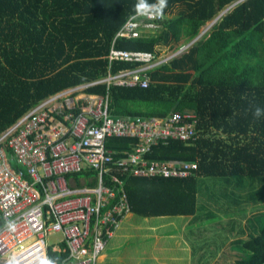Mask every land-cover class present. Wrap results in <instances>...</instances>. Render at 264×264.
I'll list each match as a JSON object with an SVG mask.
<instances>
[{"label": "trees", "instance_id": "trees-1", "mask_svg": "<svg viewBox=\"0 0 264 264\" xmlns=\"http://www.w3.org/2000/svg\"><path fill=\"white\" fill-rule=\"evenodd\" d=\"M232 1L168 0L159 31L125 39L116 35L132 15L135 0H0V133L59 92L138 66L109 64L112 48L157 53L192 42ZM147 75L146 88L97 83L83 89L88 95L108 96L116 116L163 118L174 112L197 116L196 142L159 143L145 155L148 161L195 163L189 177L120 176L131 214L142 218L196 214L199 220L203 178L223 179L227 185L234 181L245 190V203L254 201L264 209V118L254 120L246 112L250 103L264 107V0L236 5L189 52ZM135 143L113 138L109 148L119 159ZM258 221L256 234L240 244L245 256L234 264H264V223ZM60 249L49 248V257L63 261L67 257L63 243Z\"/></svg>", "mask_w": 264, "mask_h": 264}, {"label": "built area", "instance_id": "built-area-1", "mask_svg": "<svg viewBox=\"0 0 264 264\" xmlns=\"http://www.w3.org/2000/svg\"><path fill=\"white\" fill-rule=\"evenodd\" d=\"M244 1H232L202 27L195 40L163 53L112 48L109 64L123 61L138 66L59 92L0 133V264H8L12 253L19 254L20 264H33L41 253L49 256L47 238L55 233L63 236L60 248L63 243L67 252L63 264H98L115 231L131 213L120 176L186 178L192 174L195 163L148 161L145 155L159 143L196 142L200 132L194 113L174 112L163 118L116 116L110 111L108 96L88 95L83 89L97 83L146 88L150 69L189 52ZM161 21L128 20L116 38L153 34L160 30ZM113 138L135 139L136 143L115 159L109 148ZM91 172L92 176L78 181L68 179ZM10 223L14 231L9 230Z\"/></svg>", "mask_w": 264, "mask_h": 264}, {"label": "crops", "instance_id": "crops-1", "mask_svg": "<svg viewBox=\"0 0 264 264\" xmlns=\"http://www.w3.org/2000/svg\"><path fill=\"white\" fill-rule=\"evenodd\" d=\"M200 187L206 188L207 185L201 186L200 184ZM210 196L212 194L208 196L209 198L203 194L198 197L201 198V204L199 205L201 217L199 220L196 219V214L193 217L179 218H142L129 214L128 218L125 219L110 239L98 264H179V260L184 259H186L185 264H234L240 258L238 253L234 255L232 262H230L228 256L230 253L226 249L229 243H231L230 251L235 248L239 249L241 243L235 245L232 241H228V235L226 234L224 236L225 243L222 244L223 239L220 236L225 229H221V233L217 234L219 237L212 238L211 242L207 244V238L204 235L207 230L203 229L196 235L195 232L199 230L196 229L195 225H201L199 222L210 216L214 218L213 215L215 214L209 211L203 212L204 209L209 207L217 211L215 216H218V221L214 223L216 227L212 226V228H222V221L224 220L231 219L233 222L235 220L240 224L237 226L234 237L236 233L243 236L242 222L257 220L260 218L258 217L259 213L264 214V209H261L260 204L254 201L245 203L241 196L231 200V206L236 208L235 213L224 211L226 204L218 205ZM224 198H227V196L224 195ZM206 203L209 204L208 207L205 206ZM253 229H255V226L251 224L250 230ZM195 237L203 238L204 244L197 248L200 251L199 253L193 248ZM230 237L233 239V236L230 235ZM239 238L244 239V237ZM206 245L209 246L207 249ZM213 245L216 246V249L212 248ZM194 256H196V260H193ZM167 261L171 263H167Z\"/></svg>", "mask_w": 264, "mask_h": 264}, {"label": "rangeland", "instance_id": "rangeland-1", "mask_svg": "<svg viewBox=\"0 0 264 264\" xmlns=\"http://www.w3.org/2000/svg\"><path fill=\"white\" fill-rule=\"evenodd\" d=\"M159 50L161 51V53H163L167 49L161 48ZM163 55H165V53ZM80 178L84 179L85 177L81 176ZM200 184H201V186L204 184L207 185L206 188H204V187L201 188V190H202L201 194H203L206 197H208L210 194H212V196H210V197H213L212 198L213 201H216V203H218V205H222V203L226 204L224 206V211L227 210V211L234 212L236 210L235 207L231 206V200L232 199L234 200V199L242 196V200H244L243 197H244L245 190L240 189L239 187H236L234 181L230 185H227V184H225V181L223 179L203 178L200 181ZM224 195H226L227 198H224ZM198 204L199 205L201 204V198H198ZM205 206L208 207L209 204L206 203ZM206 211H209L212 214L217 215V211H214V210L210 209L209 207L204 209L203 212H206ZM200 212L201 211H199L198 215H200ZM215 215H213L214 218H211V216H210L207 219H202V222H199V223H201V225L200 224L195 225L196 229L199 230V231L195 232L196 235L200 231H203V229L207 230L204 233L205 237L207 238V244L209 242H211L212 238L219 237L217 234L221 233V229H225V231L222 230L224 232H222L221 236H220L223 239L221 241L222 244L225 243L224 236L227 234L228 235V241H232V243H235V245H237V243H239V242L243 243L246 240H248L252 235L256 234L257 230L261 226V222L258 221V219L257 220L253 219L254 221L251 220V221L242 222L241 225L244 228L243 229L244 235L240 236V234L236 233V236L234 237L235 231L237 230V226H239L240 222L235 221V220L233 222V220L227 219V220L222 221V228H218V229L212 228V226H214V223H216L218 221V218H217L218 216H215ZM260 218L262 220V223H264V216H261ZM230 220H231V223H230ZM251 224H253L255 226V229L250 230ZM214 227H216V226H214ZM230 235L233 236V239L230 237ZM239 237H244V239L242 240ZM62 238H63V236L59 233H55V234L48 236V238H47L48 246H50V248L53 250L59 249L60 248V242L62 241ZM229 239H231V240H229ZM203 244H204V242H203L202 237L201 238L200 237L194 238V247L193 248L196 250L197 253L200 252L199 250H197L198 246H201ZM232 245H234V244H232ZM207 247H209V246L206 245V249H207ZM212 248L216 249V246L213 245ZM229 249H231V243H229V245L227 246V249H226V251H228V253H230V254H228L230 262H232V259H233L234 255H236V253H238L239 257L245 256L244 251H242L240 248L239 249L235 248L233 251H230ZM185 260L186 259L179 260V264H185ZM193 260H196V256L193 257ZM167 263H171V262L167 261ZM193 263H194V261H193Z\"/></svg>", "mask_w": 264, "mask_h": 264}, {"label": "clouds", "instance_id": "clouds-1", "mask_svg": "<svg viewBox=\"0 0 264 264\" xmlns=\"http://www.w3.org/2000/svg\"><path fill=\"white\" fill-rule=\"evenodd\" d=\"M167 6L168 0H135L133 13L129 17V22L138 18H143L145 20L162 19ZM149 26L154 27L155 25ZM246 112H250L254 120L264 118V107H261L258 104L250 103ZM8 227L10 231L15 230L14 224L10 223ZM18 256V253H12L9 257L8 264H20ZM33 264H63V262L55 257H49L46 254L41 253L33 258Z\"/></svg>", "mask_w": 264, "mask_h": 264}]
</instances>
